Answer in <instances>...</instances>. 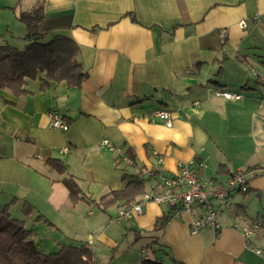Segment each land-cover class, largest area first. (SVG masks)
<instances>
[{
    "label": "crops",
    "instance_id": "1",
    "mask_svg": "<svg viewBox=\"0 0 264 264\" xmlns=\"http://www.w3.org/2000/svg\"><path fill=\"white\" fill-rule=\"evenodd\" d=\"M19 3L0 0V45L24 40ZM43 15L45 40L71 39L87 77L79 89L52 82L40 91L39 76H24L17 90H0V206L33 230L42 252L85 244L104 261L99 251L112 259L129 227L149 232L170 209L148 201L127 221L119 206L97 205L124 186V149L136 163L124 162L128 173L173 175L193 163L198 181L218 189L243 172L248 191L213 201L219 232L191 235L201 211H180L155 245L166 264H264V0H44ZM154 110L168 112L171 126ZM49 111L67 130L51 126ZM47 159L62 161L83 200L69 201Z\"/></svg>",
    "mask_w": 264,
    "mask_h": 264
},
{
    "label": "trees",
    "instance_id": "2",
    "mask_svg": "<svg viewBox=\"0 0 264 264\" xmlns=\"http://www.w3.org/2000/svg\"><path fill=\"white\" fill-rule=\"evenodd\" d=\"M17 1L19 3L22 0ZM43 2L44 0H36L31 10L21 11L16 16V19L26 29L24 35L26 44L23 50H18L8 44L0 45V90H17L24 76H39L40 91L45 90L52 82H63L69 89H79L87 77L77 57L78 47L71 39L55 35L46 41L48 31L39 30L44 17ZM122 154L131 161V166L136 165L134 155L129 149H124ZM122 162L118 158L117 166ZM46 164L57 174L63 175L62 181L68 190V199L72 204L84 199L77 183L70 175H67L66 167L60 159H47ZM121 171V180L124 182V186L118 190L110 191L97 201V205L103 210L112 205H117L120 208L129 207L137 203V199L149 188L155 190L159 187L155 178L146 174L142 167L136 173H128L124 168ZM240 174L244 175L243 172ZM243 178L245 190L236 191V193L248 191L247 180L244 176ZM151 179H153L154 185H149ZM8 206H0V264L95 263L93 251L85 244H62L56 251L45 254L31 240L33 230L26 228L22 220L13 218L8 211ZM181 210L180 205H171L169 212L157 219L153 229L144 233L145 236L151 238L153 244L160 245L158 240L166 222ZM22 212L24 216L28 217L32 213V207L24 203ZM136 232L140 236V231L136 230ZM138 264L166 263L160 259L143 257ZM168 264L184 263L171 259Z\"/></svg>",
    "mask_w": 264,
    "mask_h": 264
},
{
    "label": "built area",
    "instance_id": "3",
    "mask_svg": "<svg viewBox=\"0 0 264 264\" xmlns=\"http://www.w3.org/2000/svg\"><path fill=\"white\" fill-rule=\"evenodd\" d=\"M219 94L227 99L240 98V96L227 92H220ZM47 115L53 128L67 130L68 125L63 121L60 114L55 111H49ZM150 116L162 120L167 127L171 126L169 113L164 110H154L150 113ZM102 145L111 149L107 141H103ZM64 150L66 151V149ZM121 158L124 162H131L126 156H121ZM159 162H161L160 158ZM192 164H179L177 171L173 175L148 171L147 174L154 177L159 184V191L153 194H143L137 203L129 207H122L119 211V217L129 221L134 215L142 213L141 205L148 201H154L156 203H166L169 206L180 205L182 207L181 211L190 213L192 216L195 215L196 208L200 209V215L194 216L189 224L191 235H195L207 228H213L216 232H219L221 227L218 220V210L214 207L213 201H225L236 191H244V178L240 172H235L228 177L224 185L216 189L212 183L205 185L198 181L196 170ZM258 227V224L253 223L251 227L243 229L244 237H248L249 233ZM256 252L259 253V251Z\"/></svg>",
    "mask_w": 264,
    "mask_h": 264
},
{
    "label": "rangeland",
    "instance_id": "4",
    "mask_svg": "<svg viewBox=\"0 0 264 264\" xmlns=\"http://www.w3.org/2000/svg\"><path fill=\"white\" fill-rule=\"evenodd\" d=\"M35 3L36 0H24L21 1L18 6L24 11H29L34 7ZM6 38L8 40L9 36H6ZM10 44L18 50H23L24 48V40H17V42L14 41ZM121 165L127 172L133 171L126 163L123 162ZM149 185H154L153 179L149 181ZM147 192L152 194V192L156 191L149 188ZM141 208L143 210L144 205H141ZM138 236L139 234L129 227L123 236L119 238L117 250L113 254V258L111 259L112 254H110L109 249L106 253L105 250H101L99 251V254L104 256V258L107 257V259L104 261L96 259L94 264H138L144 256H147L148 258L160 259L161 252L159 251V247L152 243V239L146 237L143 233L140 234L139 237ZM56 250L57 249H53V247H46L44 253L48 254Z\"/></svg>",
    "mask_w": 264,
    "mask_h": 264
}]
</instances>
